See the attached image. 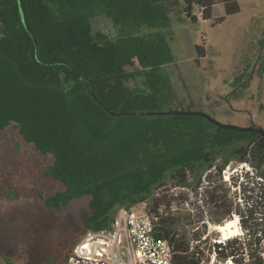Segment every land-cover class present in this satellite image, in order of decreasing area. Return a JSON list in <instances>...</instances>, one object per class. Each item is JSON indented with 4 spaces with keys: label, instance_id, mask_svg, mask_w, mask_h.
Masks as SVG:
<instances>
[{
    "label": "trees",
    "instance_id": "1",
    "mask_svg": "<svg viewBox=\"0 0 264 264\" xmlns=\"http://www.w3.org/2000/svg\"><path fill=\"white\" fill-rule=\"evenodd\" d=\"M183 1L192 21L199 20L195 12L204 20L214 19L217 3L224 5L226 15L241 10L239 0ZM180 5V0H0V129L14 125L26 141L54 157L49 169L66 188L48 205L90 197V214L75 244L89 230L110 228L123 207L133 209L151 198L148 208L158 212L162 197L157 190L169 181L192 190L206 187L203 195L211 205L210 171L219 157V171L231 161L250 160L264 175V137L258 133L226 129L209 141L215 125L185 115L170 116L175 136L162 138L158 121L166 116H114L88 93L93 85L98 99L114 112L159 109L164 100L153 76L165 53L151 44V35H135L134 30L143 23L153 29L160 25L155 21L158 11L166 20ZM102 15L118 28L114 36L94 29L92 19ZM214 20L220 23L224 17ZM180 118L187 119L184 125L177 122ZM192 118L198 121L190 123ZM145 129L156 132L153 137L162 147L157 141L150 146L143 142ZM234 138L247 141L231 145ZM216 201L218 215L232 212L233 204L224 194H217ZM247 204L245 230L252 239H228L217 245V253L239 264H264V187ZM167 209L160 214L156 235L171 244L175 264H201L205 249L210 252L208 245L202 247L207 232L201 227L207 223L199 218L203 225L194 226L191 213ZM244 250L248 258L237 256Z\"/></svg>",
    "mask_w": 264,
    "mask_h": 264
},
{
    "label": "rangeland",
    "instance_id": "2",
    "mask_svg": "<svg viewBox=\"0 0 264 264\" xmlns=\"http://www.w3.org/2000/svg\"><path fill=\"white\" fill-rule=\"evenodd\" d=\"M180 1L181 5L175 11L167 13L166 20L158 11L155 21L160 25L149 29L143 23L138 32L134 30L135 35H151V44L165 53L153 76L164 100L155 110H175L179 104H188L224 123L244 125L251 116L264 127V0H239L241 10L232 15L225 14L222 3L215 4L214 19L224 17L220 23H215L214 19L204 20L198 12L195 13L199 20L192 21L183 11L184 1ZM116 14L122 17L121 13ZM92 23L95 30L102 29L113 36L118 29L105 15L95 17ZM231 91H236L242 98L230 106L223 103L222 97ZM162 116L166 117L158 121L160 135L163 138L165 134H171L169 138L172 139L177 130L171 125L173 118L170 116L173 115ZM185 121L187 119L177 120L183 125ZM197 121L192 118L190 123ZM143 133L146 145L157 141L159 148L162 147L160 139L153 137L156 132L145 129ZM246 141L234 138L231 145ZM52 162V155L43 154L35 143L26 141L14 125L6 124L0 129V264H65L66 256L72 251L74 237L83 229L90 214V197L84 195L61 206L48 205L55 194L66 188L49 169ZM244 165L245 162L231 161L221 180L233 209L242 215L247 211V197L251 195L257 199L264 187V181L255 176L250 178L253 183L246 185L250 175H246ZM136 170L125 175H133ZM258 182L263 184L262 187ZM174 185V181H169L157 190L162 197L163 211L168 207V211L191 213L196 221L194 226L207 223V227L201 229L207 232L202 238L205 241L202 247H210V252L205 249L208 259L214 254L215 239L225 240V233L220 232L218 226L238 213L224 223H214L212 206L203 195L206 187L192 190ZM245 187L252 188V192H245ZM151 204L149 198L146 203L132 208L142 212ZM169 204L174 205L171 210ZM199 218L204 221L197 222ZM240 225L238 234L231 239L238 238L243 242L252 239ZM239 255L249 257L247 250L240 251ZM229 259L232 257L223 259L217 255L215 264H228Z\"/></svg>",
    "mask_w": 264,
    "mask_h": 264
},
{
    "label": "built area",
    "instance_id": "3",
    "mask_svg": "<svg viewBox=\"0 0 264 264\" xmlns=\"http://www.w3.org/2000/svg\"><path fill=\"white\" fill-rule=\"evenodd\" d=\"M256 179L263 180L262 177ZM162 213V206L158 212L150 208L143 212L121 208L110 228L86 232L65 264H175L171 244L156 235ZM217 243L225 241L219 239ZM209 258L204 257L201 264H215L216 252Z\"/></svg>",
    "mask_w": 264,
    "mask_h": 264
},
{
    "label": "flooded vegetation",
    "instance_id": "4",
    "mask_svg": "<svg viewBox=\"0 0 264 264\" xmlns=\"http://www.w3.org/2000/svg\"><path fill=\"white\" fill-rule=\"evenodd\" d=\"M235 94V95H234ZM234 95L233 97H229V96H232ZM223 103H225L226 105H232L233 102H238V100H240L242 98V96L239 97V95H237L236 91H231L229 94L227 95H224L223 97ZM177 109L175 110H196L194 109V107L192 105H183V104H179L177 105L176 107ZM242 112L243 109H240ZM204 111V110H203ZM215 112H218V111H215ZM212 115V114H211ZM173 116H185V115H173ZM188 116H197V115H188ZM214 116V115H213ZM202 117V116H201ZM205 118V117H204ZM248 121L245 122V124L243 126H249L251 125L253 122L256 123L251 116H248ZM214 124V123H213ZM257 124V123H256ZM215 125V124H214ZM259 125V124H258ZM221 130H226V129H221ZM221 130L218 131V128H217V125H215V128H214V136L211 138V140L209 141H214L215 138L220 134ZM256 133V132H255ZM212 146H215V145H212ZM213 149H215L216 147H212ZM223 158L222 157H219L215 160L214 162V166L212 168V178H211V183H212V200H211V206H212V211H211V219L214 223H224L228 217H231L233 214H235L237 212V209H233L231 213L229 212H223L221 213L220 215H218L216 213V210H217V201H216V195L219 194V193H222L225 195V197H228L227 196V189L225 188V185L221 183V180H222V177H225V173L223 174V171L226 169L224 168L222 171H219V168H218V163L222 160ZM243 162H245V168H246V175H250V177H248V180L245 182L246 185L247 184H251L253 182L250 181V178H252L251 176H255L256 178L258 177H262L263 180H259L261 182L264 181V175H262V169H258L256 168L253 163L250 161V160H244ZM255 170V171H253ZM250 171L253 172V174L250 173ZM260 185L262 183L258 182ZM252 188L248 189L247 187H245L244 191L245 192H252L251 190ZM252 198V196H248L247 197V201H250ZM238 213V212H237ZM240 215V216H238ZM238 220H239V217L241 218V225L243 226L244 225V229L246 228V218H250V213L248 211H245V214L242 215L241 213H238ZM236 216V215H235ZM239 224V225H240ZM240 225V227H241ZM221 225L218 226V228L220 227ZM217 228V227H216ZM220 229V228H219ZM249 229V228H247ZM242 230V228H241ZM220 232H222L221 230H219ZM250 234V237H253L251 233ZM215 245H214V252H216V254L218 255L217 251H216V242L217 240L215 239Z\"/></svg>",
    "mask_w": 264,
    "mask_h": 264
},
{
    "label": "water",
    "instance_id": "5",
    "mask_svg": "<svg viewBox=\"0 0 264 264\" xmlns=\"http://www.w3.org/2000/svg\"><path fill=\"white\" fill-rule=\"evenodd\" d=\"M21 3V2H20ZM21 14L23 21L28 28V24L25 18L24 11L21 6ZM83 79L87 82H90V79L87 77H83ZM88 93L92 96V98L98 102L103 108H105L110 114L114 116H120L124 114H130V115H197L205 117L209 122L214 123L217 125L218 131L221 129H231L234 131L239 132H256L259 135L264 137V127L261 125H258L256 123H252L249 126H243V125H236L231 123H224L218 120L215 116L211 115L210 113L203 111V110H154V111H131V112H114L111 110H108L107 107L98 99L97 95L94 93V87L91 85L90 88H88ZM230 261H233L230 259ZM236 264H239L235 261H233Z\"/></svg>",
    "mask_w": 264,
    "mask_h": 264
},
{
    "label": "bare ground",
    "instance_id": "6",
    "mask_svg": "<svg viewBox=\"0 0 264 264\" xmlns=\"http://www.w3.org/2000/svg\"><path fill=\"white\" fill-rule=\"evenodd\" d=\"M239 224L240 223L238 220V216H234V218L232 220H230V221L228 220V222H226L224 225H221L219 227L220 228L219 230H221L222 233H225V237H224L225 240L231 239L238 234ZM222 236H223V234H222ZM228 264H236V263H234L233 261H228Z\"/></svg>",
    "mask_w": 264,
    "mask_h": 264
}]
</instances>
